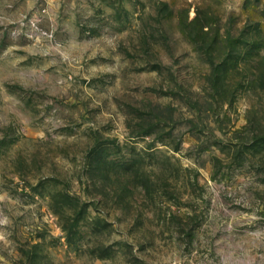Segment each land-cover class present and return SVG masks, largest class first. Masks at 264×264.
Wrapping results in <instances>:
<instances>
[{
  "label": "rangeland",
  "instance_id": "obj_1",
  "mask_svg": "<svg viewBox=\"0 0 264 264\" xmlns=\"http://www.w3.org/2000/svg\"><path fill=\"white\" fill-rule=\"evenodd\" d=\"M0 264H264V0H0Z\"/></svg>",
  "mask_w": 264,
  "mask_h": 264
},
{
  "label": "trees",
  "instance_id": "obj_2",
  "mask_svg": "<svg viewBox=\"0 0 264 264\" xmlns=\"http://www.w3.org/2000/svg\"><path fill=\"white\" fill-rule=\"evenodd\" d=\"M232 60H234V57L232 58ZM233 62L234 63L230 67H229V65L226 62H222L218 66H216V68L214 69V71L220 73L221 75L227 74L228 73V70L229 71H232V70H234V69L237 68V64L238 63L235 62V61H233Z\"/></svg>",
  "mask_w": 264,
  "mask_h": 264
}]
</instances>
